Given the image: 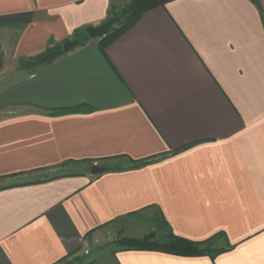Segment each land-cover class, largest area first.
Segmentation results:
<instances>
[{"label":"crops","instance_id":"obj_1","mask_svg":"<svg viewBox=\"0 0 264 264\" xmlns=\"http://www.w3.org/2000/svg\"><path fill=\"white\" fill-rule=\"evenodd\" d=\"M125 1L0 0V264H64L142 228L222 252L85 264H264V0H173L102 52L87 29ZM67 164L84 167L36 179Z\"/></svg>","mask_w":264,"mask_h":264},{"label":"trees","instance_id":"obj_2","mask_svg":"<svg viewBox=\"0 0 264 264\" xmlns=\"http://www.w3.org/2000/svg\"><path fill=\"white\" fill-rule=\"evenodd\" d=\"M171 1L173 0H129L119 12L115 11L116 8L113 7L115 13L108 21L116 19L118 23L111 28L107 36L100 39L101 51L104 52L110 44L132 28L144 13L164 6ZM65 44L67 42L48 48L43 54L24 63L22 66L26 69H40L49 66L65 53L63 51ZM117 244L120 246L118 250L156 251L181 257L204 255L214 257L222 252L212 248L213 241L211 239L205 242H193L172 233L164 241H158L155 234H150L143 238H121L117 241Z\"/></svg>","mask_w":264,"mask_h":264},{"label":"rangeland","instance_id":"obj_3","mask_svg":"<svg viewBox=\"0 0 264 264\" xmlns=\"http://www.w3.org/2000/svg\"><path fill=\"white\" fill-rule=\"evenodd\" d=\"M129 0H126L124 2V4L126 5L128 3ZM11 111H6L3 110V112H0V117L6 116V114L10 113ZM84 166L79 165H60L58 167H55L53 169H50L46 172L41 173V176L36 178V179H44V178H53L55 176H59L62 174H66L70 171L73 170H78V169H82ZM163 228V227H162ZM147 228H142V238L145 236H148L150 234H155V238L158 241H164L167 239V237L169 236V234H164L162 231V229L160 228L159 231L156 232H150L149 234L144 236V232L146 231ZM121 238H129V237H124L123 235H119L118 237L114 238L113 240L107 239L104 242H100L99 244H95L94 246H91L89 248V250H92V253H90L89 256H85L84 258L81 259H76L73 261H67L64 264H85L87 263L91 258L95 257L99 252H105V251H114V250H118L120 249V246L117 244V241ZM218 247L217 244H213L212 248H216Z\"/></svg>","mask_w":264,"mask_h":264},{"label":"water","instance_id":"obj_4","mask_svg":"<svg viewBox=\"0 0 264 264\" xmlns=\"http://www.w3.org/2000/svg\"><path fill=\"white\" fill-rule=\"evenodd\" d=\"M117 23H118V20L114 19V20L107 21L105 24H103L100 27L88 28L87 29V35L92 39H97V38L101 39V38L107 36V34L111 30V28L114 27ZM79 44H80L79 41H73V42L67 43L66 45H64L63 51L64 52H70L71 50L78 47ZM90 171H91V174L97 175V174H101L102 172H104L105 169L94 165L91 167Z\"/></svg>","mask_w":264,"mask_h":264}]
</instances>
